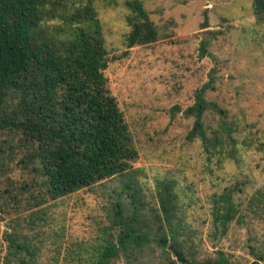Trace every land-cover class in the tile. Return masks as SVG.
I'll return each mask as SVG.
<instances>
[{
    "label": "trees",
    "instance_id": "16d2710c",
    "mask_svg": "<svg viewBox=\"0 0 264 264\" xmlns=\"http://www.w3.org/2000/svg\"><path fill=\"white\" fill-rule=\"evenodd\" d=\"M103 1L111 7L122 2L127 11L129 30L123 36L127 51L119 57H110L94 0H0V214L9 218L5 235L9 264H38V249L23 229L34 230L44 221L40 211L100 181L127 174L138 160L105 72L111 61L127 57L130 49L153 45L169 35L150 19L142 0ZM252 14L264 23V0H253ZM200 28H209L207 17ZM202 34L198 57L210 58L217 33ZM218 80L215 67L195 90L193 104L172 112L193 121L187 142L200 141L210 155L227 152L240 166L241 150L258 144V135L251 131L253 137L242 136L248 124L227 122V111L207 99ZM209 112L220 116L219 130L206 125ZM16 171L30 181L16 180ZM238 185L230 184L212 199L213 224L221 236L239 212L233 199L234 193L242 192ZM177 187L174 178L156 180L154 204L149 207L135 190L130 195L133 217H124L116 205L109 215L111 227L99 229L96 244L65 248L62 264H115L122 257H143L152 245L169 255L165 264H240L221 251L198 260ZM250 206L264 213V185L254 191ZM114 229H119L117 237L111 234ZM255 257L252 264L264 263V249Z\"/></svg>",
    "mask_w": 264,
    "mask_h": 264
},
{
    "label": "rangeland",
    "instance_id": "374dc122",
    "mask_svg": "<svg viewBox=\"0 0 264 264\" xmlns=\"http://www.w3.org/2000/svg\"><path fill=\"white\" fill-rule=\"evenodd\" d=\"M94 1L110 57H119L127 51L123 44L129 30L127 11L122 2L111 7L103 0ZM142 1L150 19L168 38L130 49L127 57L111 61L105 72L138 151L137 162L125 175L51 203L39 213L44 221L34 230L24 228L23 233L38 249V264H62L65 248L96 244L100 230L111 227L109 215L116 205L124 217H133L130 195L135 190L149 207L154 204L156 180L174 178L198 260L214 258L221 251L235 263L252 264L264 249V213L250 206L252 194L264 185V23L252 14L253 0ZM206 17L209 28L202 30ZM205 31L217 33V38L209 47L212 57L201 59L198 48ZM215 67L219 80L207 99L227 111V122L248 124L242 136L258 135V144L241 150L240 166L227 152L210 155L200 141L187 142L193 121L172 112L174 107L184 110L193 104L195 90L208 81ZM219 117L209 112L206 125L219 130ZM13 176L21 182L31 179L18 171ZM236 182L242 189L233 194L239 212L221 236L213 224L212 199ZM8 220L0 214V264H9L5 260ZM118 232L114 229L111 234L117 237ZM145 253L139 258L122 257L115 264L168 263L169 255L155 245ZM170 260L176 261L171 255Z\"/></svg>",
    "mask_w": 264,
    "mask_h": 264
}]
</instances>
